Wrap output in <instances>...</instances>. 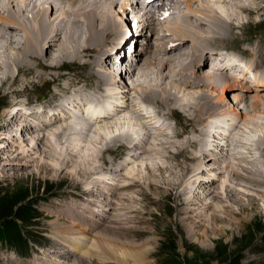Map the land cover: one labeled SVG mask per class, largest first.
Returning a JSON list of instances; mask_svg holds the SVG:
<instances>
[{
  "label": "rangeland",
  "instance_id": "rangeland-1",
  "mask_svg": "<svg viewBox=\"0 0 264 264\" xmlns=\"http://www.w3.org/2000/svg\"><path fill=\"white\" fill-rule=\"evenodd\" d=\"M247 1L248 0H243V2H245L247 6H249L251 2V4L254 5L255 7H253L252 5L250 7L252 9L256 8L254 10H257L255 12L246 11L247 16L251 18L250 19L251 22L247 23L246 21L245 24H242V23L238 24V20L237 21L235 20L237 25L231 23V27L229 26L228 28H226L227 27L226 24H222L224 23L223 21L221 20H219L220 22L217 21V24H218L217 27L219 28L223 27L222 30L226 31L227 29L228 31L224 32L221 36L214 35L210 40L202 42L200 47L198 48L199 52H203L202 48L205 47L207 44L211 43L213 40H218L221 42L225 41L223 43H220L221 46L219 48L235 49L236 51H238L236 55H238L239 57H243V58L246 56H249L250 58H252L257 52L258 54L257 62L260 65V67L264 66V60H262L261 58V56L264 57V0H256L257 3L254 2L255 0H249L248 3H246ZM216 3L218 2H216L215 0L213 3H210V4H216ZM223 4H226V3H223ZM182 6L185 7L186 5L183 4ZM194 6L195 8H197L199 7V4H194ZM226 6L228 7V4H226ZM115 11H117V8H115ZM228 11H230V13L234 12L235 14L242 13V12H235L232 7L228 8ZM207 13L208 11L206 10L205 14ZM246 13H244V15ZM168 16H165L164 18H167ZM258 17H260L261 19H259ZM164 18H157L156 21H162L164 20ZM119 19L125 21V18L123 17V15H114L111 23L114 22L113 25L115 23L118 24ZM236 19L238 18L236 17ZM28 22H31L29 23V25L33 23L32 28L38 33L37 27L35 28L36 23L32 20ZM94 24L98 26L99 21L96 20ZM74 26H77V25L74 24ZM88 26L89 25H86V28L90 29V27ZM129 26H131L132 28L131 30L129 29L130 28ZM77 27H80V26H77ZM81 28H83V31H86V28H84V24L82 25ZM124 28L126 30H130L132 33H135V35L138 34L137 39L139 41H137V43H135L134 41L133 42L131 41L129 46H132V48L130 49V47H126L122 51V54L120 55L122 59L119 61V65L121 64V66H119V69H118V71L120 70L118 78H120L123 81H126L127 84L129 83L128 85L131 84L133 86V84H137L136 88H134L135 92H133L134 95H137L135 97L140 96L142 93L146 94L148 90H149L148 91L149 94L155 93L154 96H156L157 98L158 97L166 98V97H162V94L159 93V91L164 92L167 90H171L174 92L175 91L181 92L178 95H175V96L173 95L174 100L170 102V104H172L173 107H177V108L179 104L184 103L185 98L196 103V106H197L199 97L195 98L196 101L195 99L194 100L191 99L190 94H193L192 91H197V92L202 91L209 97H213L215 103L216 102L218 103V104L216 103V106H220V109L225 112L227 111L226 113L228 115L225 113L224 121L225 122H228V121L237 122V123L234 122L235 125H233L234 123H231L232 132H235L236 136L238 134H241L240 136L238 135L239 139H235V141L237 140V143L239 141L238 143L239 145L244 144V142L246 145H248L246 147H245V144L240 145V146H237L233 150V152L236 155H238L236 157L237 158L240 157L239 159L237 158L232 159L228 156H225V153L221 150L219 151V149L217 150L215 149L214 153H216L217 155H221V156L223 155V159L226 160L227 162L235 161L236 163L238 162V164L239 163L244 164V165L246 164V166L250 165L252 166L251 168L253 169H256L258 167H259L258 169L260 168L264 169V166H262L264 162L262 160L260 161L259 159L258 161L257 160L254 161L253 159H251L250 156L247 158H243V159L241 157L242 153L247 154L250 148L251 150L253 149L252 152L256 151L255 153H259L258 148H261L264 145L263 143L264 141V122H263L264 121L263 119L264 102L262 101L263 104H260V106L258 104H255L256 107H254L255 105L250 102L252 105H254L252 106L250 103H248V100L240 101L238 99L235 101L238 94H240V90L228 89L227 90L228 93L225 95L223 93L226 88H223L222 85L219 87L220 89H217L215 91L213 90L214 92L211 90L212 93L208 92L207 89H205L206 90L205 92L204 88H197V89L186 88L188 90H184L185 86L181 85V83L178 82V79L176 78V76H174L173 71L170 72V70H166V72H163L164 76L167 74V72L169 73L168 76L166 77L168 81L166 78H164V80L158 79L156 75L150 76V78L143 77V76L139 77L138 74L140 72V69H136L135 72H134V69H131L133 73L131 74L129 78L128 76L127 77L122 76L121 68L123 69V68L130 67L129 64L131 63L130 61L131 58L133 57L136 58L137 64L142 63V60H144L146 55H148V53L144 52L143 50V48L145 47V44L143 43L145 41L144 38L149 37V40L151 39L150 41L152 42L153 41L152 38L154 35L152 33H149L150 35L149 34L146 35L145 33L141 34L138 30H133V26L131 22H129L128 20L125 21ZM69 31L71 32V30ZM72 31H74V29H72ZM113 31L114 29H112V31L110 32L109 37L110 36L112 37ZM65 32L63 33V35L65 34ZM26 34H27L26 32L25 34L24 33L19 34V35L14 34L13 40H16L19 38L21 40H23L22 38L26 39V36H27ZM38 34L40 35L41 32ZM231 34H234L233 36H235L236 39H230L229 41H227L231 37ZM15 35L19 37L18 38L14 37ZM88 35H89V32L87 31L86 33H82L83 40H84V42L82 43L83 46L81 45L82 48L87 47V46L90 47V45L93 46L96 42L100 41V38H98V39L93 40V42L89 43ZM61 37L62 35L60 36V38ZM46 41H48V39L45 40L44 45H46ZM18 43H20V40L16 44ZM16 44L14 43L15 47L18 46ZM4 46L5 45L0 46L1 48L0 54L2 52L5 53ZM248 46L251 49L248 48ZM213 48L215 47H212L210 49H213ZM83 51L84 50H81V48H78V52L76 49V51L73 53L74 55L73 58L72 57H67V58L62 57V59L59 58V55H57L59 51L58 52L53 51L52 53L53 54L55 53V56H53V59L54 57L55 59L56 58L61 59L59 62H63L65 60L66 61L74 60V61H71V62L65 61L67 65V69L65 70H61L63 68L62 67L60 70L59 69L56 71L52 70L53 72L47 71L50 74L44 77L45 79L43 81L40 80L38 75L36 76L35 74H33L36 72H32V71L29 72L30 67H28L26 68V73L29 75H27L24 78H20L17 81V83H14L13 81L10 82V84L4 87L3 91L0 93V233L3 235H6V231H7L10 235H12L14 239H17L15 236H19V235L22 236L24 239H25L24 236H28V241L31 242L30 248L35 247V249L33 250L30 256L28 255L21 256L19 253L15 252V250L8 247V243L5 242L7 240H2L0 237V264H34V263L35 264H53L55 262L65 263V264H78V263L79 264H89V262L90 263L92 262L94 264H102L101 262H96L97 260L93 262L92 260L91 261L90 259L86 260L83 257L80 259L82 254L80 252H73L74 249L71 247H69V249L71 248L72 251L68 250L69 254L62 253L63 251L61 249L67 248L65 247L66 246L65 242H68V241H64V239L60 238L61 235H65L67 239L69 240L71 239V241L75 240L76 239L75 237H71V231H73V229H69L68 223L70 224L75 221H76L75 223H77L79 221L77 223V227H81L85 225V223L88 226L92 224L94 225L95 219H97L98 222H100L101 217L97 216L98 212L101 213V215H106L107 218L105 219L101 218V221H104L103 225H101L102 227L96 226L90 229L91 236H94L101 232H105V233L108 232L107 234L108 237L109 238L111 237L110 240L112 241L114 240V243H117L116 241H119L120 244L126 243L124 245H128L130 248H136L138 250L140 249L143 250V252H140V255L138 257L136 255V258L132 257L128 252L121 253L120 250L119 251L114 250L115 258L117 261L115 263L117 264H264V187L262 185L254 186L251 182L247 181L244 178L236 180L234 179L235 177H233V175L229 172H223L221 176L214 175L211 178L207 177L209 179L203 178V182H199L198 184L196 183V186H195L196 178L195 179L193 178V175L195 174V172L192 171L191 167L197 165L198 161H194V162L188 161L186 163V159H193V156H192V153L186 154L185 147H182L183 144H180L179 148H174L177 151L170 148L173 150L172 153H167L169 151V148L164 149L163 146L159 144L158 146H156L157 152L156 150H154V152H151V153L149 152L143 153L141 157L134 156L133 153L135 152L133 150L131 154L133 158L129 155L125 160H123L124 163L122 161L118 162V160H121V159L120 158L115 159L114 155L118 154L117 151H121V149L114 150V153L117 152L115 154L109 153L112 150H110L109 152H105L106 147L109 145L108 140L112 139L115 135L118 136L120 134L127 133V131H131L133 129H134L133 132L136 134L138 133L137 136L141 138L142 134H144L146 131L143 127H141V120L139 118H136L135 113H133L132 111L131 113L130 110L127 111L128 110L127 109L126 111L123 112L124 114L120 113L118 114L119 117L116 116V118L118 117L119 119L118 118L108 119V120L106 119L105 121L103 120L104 122L100 121L98 123L93 124L94 128L97 126L98 129L101 131L99 132V134L95 133L94 131H90L89 135L91 136L93 135L94 137L92 142H89V143L82 142L81 144L85 146L87 150L88 148H92V146L98 147L97 148L98 153H96V159L98 158L99 159L98 161L96 160V166L95 168L93 167L94 168L93 172L91 173V170H90L88 174L84 175V177L83 176H70V173L65 174V173L57 172V170L61 169V167L64 165L63 163H65L66 160L68 159L70 160V157L68 155L69 153L67 152V150L71 148L69 144L73 142H70V141L63 142V140L61 139L60 141H62L61 142L62 144L60 145L58 144L59 155H52L50 154V150L46 149V154L47 153L49 154L48 156H46L42 152V150L38 149V147L35 146V142L38 139L37 136L39 135L38 132H40L39 129H33L34 131H29V132L25 130L24 124L28 125V123L23 122V120L24 119L26 120V118L18 110L15 111V113H18L17 116H14L15 119L18 116H22V117L18 119V122H19L18 129H15V130L12 129V124L10 123L11 121H13L11 120L13 119V117L11 118L10 114L14 108L15 103H17L19 98L23 99V97H27V94L24 93L23 91L28 90V92L31 95L30 100L27 99L23 103L20 104L21 106L23 104V108L24 107L27 108L30 104L37 105L38 104L37 100H39L42 103L45 102L44 104H49L51 101L53 103L54 101L57 100L54 96L55 95L54 92H58L61 94L63 92L60 90L61 87L58 88L57 85L52 82V80L56 79L60 72L68 73L72 75L79 73L82 67L79 65L76 66V64L78 62H85L84 60L85 56L83 54L84 53ZM133 51L137 53L135 56L130 55L131 53H134ZM262 51L263 53L260 54ZM4 53H2L1 55H3ZM74 57L76 58L74 59ZM124 59L127 60L125 62L126 64L125 66L122 65L123 62L125 61ZM53 61L51 62L55 63ZM161 61H164L163 58H161ZM73 62L76 64H74ZM28 64L30 66V62H28ZM41 67L42 66H40L38 70L36 69L37 72L42 71ZM172 69L175 70L177 68H172ZM262 70H264V68ZM136 79H139L138 82H135L137 81ZM171 80L173 81L175 80L174 83L176 84H174ZM151 83L153 86L149 87ZM179 83L183 89H181L180 87H176L178 86ZM143 85L147 86L149 89H147V87L145 86L142 87ZM32 90H33V93L35 92L34 94L31 93ZM112 90H113L112 93L114 96V98L112 99L113 101L122 100V101H119L120 103H124L125 101H127L126 99L127 97L124 96V94H122L121 92H119L120 89L114 88ZM189 90H192V91H189ZM135 93H139V94H135ZM156 93L158 94V96L156 95ZM185 94L187 97L185 96ZM250 95H252V93ZM191 97L193 98V96ZM31 98H33L34 100ZM252 98L253 96L250 97L249 99L252 100ZM236 102L238 103L239 109L241 110L239 111L240 114L234 113L237 111L232 109L233 106L236 107V104H235ZM126 103H128V101L125 102V104ZM33 106L29 108H32ZM177 113L183 119V121L186 122L185 124H189V120H191V118L193 117V114H190V115L188 113L184 114L180 111H177ZM216 113H219V112H216ZM132 115H133V118L130 119ZM36 117L37 115H32L30 119L32 122L36 121V123L34 122V126L32 125L33 127L37 125ZM208 117H205V119L203 118L204 122H206L207 120L206 118ZM246 118L248 119V121ZM137 119L140 121H138ZM238 122L240 126L238 125ZM107 123L111 126H109ZM100 126H102V129L104 131L101 129ZM140 129L142 130L144 129L143 132ZM44 132L45 134H47L46 132H48V130ZM238 136L236 138H238ZM242 138L243 140H246V141L240 140ZM45 142H46V138L45 139L43 138L42 149L45 148L44 146ZM246 142L248 143L250 142L249 143L250 145L252 143H256V144H252L250 146ZM76 143L80 144L79 142H76ZM259 143H261L262 145L260 146ZM255 145H257V147ZM254 147H255V150H254ZM195 148L196 147H189L190 150L188 151L189 152L191 151L194 153L196 152L201 153L202 152L201 150H203L204 147L202 148L201 146H198L196 149ZM71 149H75V148L72 147ZM78 149L79 150H76V151L77 152L79 151L78 153H80L84 148L82 147ZM244 149L246 150V152H244L245 151ZM103 154L105 155L107 154L106 156L104 155L105 159L111 158L112 160L113 158L115 162L110 163L111 160L108 159L107 162L102 163L103 161H102L101 155L103 156ZM166 154L167 155L174 154L176 155V157L172 158L171 156L172 158V161H171V159H168V156ZM249 158L252 161H250ZM241 160L243 163H241ZM224 162L222 161L220 162L219 160H213V159L205 160L206 167L203 165L204 168H201V170L204 169V172L206 171L204 176L207 174V172H213L214 170L219 169V168H214L212 164L220 163L219 165H223ZM246 162L248 163L251 162V163L247 164ZM253 162H255L254 165H252ZM257 162H259V164ZM112 164H115V165H112ZM126 164L128 165V167H126L127 169L124 168L125 166H127ZM148 164L151 167L152 165H154L157 168L160 166H163V164H167L166 166H168V168H170V166L172 165L173 166L172 170L180 173V176L184 174L185 175L181 177V180L178 183V188L170 195L167 193L168 191H170L168 190V185L166 187L163 186L159 188V185H160L159 183L162 182L164 184L163 181H166L165 178H159L157 176L154 179L155 185L154 184L152 185L155 188L149 185L150 180L146 178L152 177L151 179H153L154 175H152V172L148 170V168L146 167ZM101 165H103L106 168L105 172L100 173ZM72 166L69 169V172L71 171L73 173H77L75 172L76 164ZM200 167L201 166L199 165V169ZM191 171L193 174L190 173ZM95 172H96V175H94V177L92 178H94V180H97L98 182L100 181V183L103 182L104 185H102V188L103 189L106 188L105 190L99 191L97 193L99 195V198L98 196H95V194L93 196V195L87 194L88 192L85 193V190H84L85 188H87L86 186L89 185L90 180L92 179V178L90 179V177ZM98 172L99 174H97ZM116 172L119 174L117 175ZM84 173L85 172H83V174ZM113 173H115L116 175ZM124 173L128 175V177L124 175ZM104 176H106V178ZM124 176H126L127 178ZM199 176L201 177L203 175L199 174ZM101 178H103L104 180ZM170 179L171 178H169V180ZM212 179H215V180H213L212 182H207L208 180H212ZM204 181H206V183H204ZM237 181H239L240 183ZM118 182H120V184L122 183L123 185H133L135 182L137 185L132 186L133 188L132 187H122L123 185H120ZM197 182H198V179H197ZM223 182L224 183L226 182V183L224 184ZM110 184H112L113 187ZM204 185L206 186L212 185L213 190L211 192L204 191L205 190V189L203 190ZM223 185H225V187ZM226 187L228 188V190L232 192L235 191L234 192L235 194L228 195L226 193H223L225 192ZM241 187L243 189L249 190L247 191V193L249 192L250 194H244L245 191L243 192V189H241ZM190 189H193V193L196 196L202 195V197H200L199 200L202 201L203 203L202 202L194 203L196 204L195 206L196 210L195 212H192L194 216L187 215L188 210L189 212H191L190 209L192 205L194 206V204L187 206V205H184L185 203H182L184 202L183 199L185 198L189 199L191 197L190 199L192 198L195 199L196 197L195 195L193 196V194H190V195L188 194V192L190 193V191H188ZM219 191L221 194L220 195L216 194V192H219ZM124 192H127V193H124ZM179 194L182 196L180 197ZM105 195L108 197H106ZM217 195H219L220 197L218 198ZM216 196L217 198H215ZM93 202H95L96 204L95 203L93 204ZM118 203H121V206H119ZM66 206L70 208L66 209L67 208ZM121 210L123 211L128 210L129 213L127 214L124 213L123 215V212H118ZM215 211L216 212L218 211L217 213L222 215V217L221 218L217 217V213ZM8 212L11 214L7 218L6 217L2 218V215ZM74 212L76 213L74 214ZM82 213L84 214V216ZM86 213L87 215H85ZM15 214H18L21 217L15 219L14 218ZM78 214L81 216H79ZM91 216H92V219H90ZM133 217L136 218V220H132ZM110 218L112 221L109 220ZM123 218H126V221H125L126 224H124L123 227H125V229L128 232L122 233V234H113L112 232H110L111 230H101L103 228H108L110 225H113V227H118L121 223L116 222V220L123 219ZM114 219H115V222H114ZM199 219H201L202 221ZM82 220H84L85 222L84 221L82 222ZM2 222L3 224H1ZM80 222L82 223L79 224ZM72 227H75V226L72 225ZM117 229L113 228V230H117ZM53 230H55L56 232L54 233ZM52 234H55L54 236L57 235V239L52 238L54 237L52 236ZM112 234L114 235V238ZM52 239H55L54 242L56 243L57 246L55 244H51L50 246V242L52 241ZM89 242L90 244L92 243L94 244V242L92 241V238L89 239ZM50 247H51V250H49L50 251L49 252L47 248H50ZM54 247H57L56 249H54L56 250L55 252L54 250H52V248ZM59 253L62 255H60Z\"/></svg>",
  "mask_w": 264,
  "mask_h": 264
},
{
  "label": "bare ground",
  "instance_id": "bare-ground-1",
  "mask_svg": "<svg viewBox=\"0 0 264 264\" xmlns=\"http://www.w3.org/2000/svg\"><path fill=\"white\" fill-rule=\"evenodd\" d=\"M214 1L215 0H212V2H214ZM223 1L226 2V4H228V7L226 6V4H223V3L222 4L221 3L209 4L206 2V0H161L157 4V10L152 11L151 9H149V10H146L145 13H143L142 15H139V17H140V19L138 21L139 28L137 30L141 34H144V33L146 35L149 33L154 34L153 35L154 39L152 38L153 41L151 42L150 41L151 39L149 40V37H145V36H144L145 38L143 37L145 39V41L143 42L145 44V47L143 48V50H144V52H147L148 55H146L144 60H142V63H139V64L136 63L137 62L136 58H134V57L131 58L130 59L131 63L129 64L130 67L123 68V69L121 68L122 76H125V77L128 76V78H129L131 76V74L133 73L131 69H134V72L136 69H140V72L138 74L139 77L143 76V77H149L150 78V76L156 75L158 79L164 80V78H166L169 73L167 72V74L164 76L163 72H166V70H170V72L173 71V74L178 79V82H180L181 85L185 86L184 90H188L186 88H192V89L193 88H195V89L204 88V90L207 89L208 92L212 93L211 90L215 91L217 89H220L219 87L222 85L223 88H226L224 90V93H223L225 95L228 93V91H227L228 89L240 90V94H238L235 101L238 99L240 101H242V100L247 101L250 98V94L254 91H257V93H258L256 95V97L258 99L264 101V76H262L261 74H255L254 82H251L250 80L246 79V74H244V75H238L237 74L238 76H236V78H234V77L230 76L229 74L227 76L224 73V71H226V70L222 69L220 67H217V66L214 69H212L211 71H207L210 67L209 63L212 60V56L215 55V53L210 51L209 49L212 47L219 48L221 46L220 43H223L225 41L221 42L218 40H213L211 43L207 44L205 47L202 48L203 52H199V50H198V48L200 47L202 42L210 40L214 35L221 36L224 32L228 31L227 29H226V31L222 30L223 27H221V28L217 27V25H218L217 21H219V20L223 21L224 23H222V24H226V26H227L226 28H228L229 26L231 27V23L236 24L237 20H238V24H241V23L245 24L246 21H247V23L251 22L250 21L251 18H249L247 16L246 11H248V12L249 11H251V12L257 11V10H254L256 8L252 9L250 7L252 5L251 2L249 4V6H247L245 4V2H243V0H223ZM248 1L246 3H248ZM254 2H256V0ZM183 3L186 5L185 7H182ZM194 4H199V7L195 8ZM252 6L255 7L254 5H252ZM166 7L168 8V10H170V15L167 18H164V16H162V14H160V12H162ZM231 7L234 9L235 12H242V13H236V14L234 12H232L233 14L230 13V11H232V10L228 11V8H231ZM115 8H117V11H115ZM138 8H140L139 0H0V46L5 45L4 46L5 47V49H4L5 53L2 52L4 54L3 55H1L2 53L0 54V93L3 91L4 87H6L7 85L10 84V82L13 81L14 83H17V81L20 78H24L27 75H29L26 73V68H28V67H30L29 72L30 71L36 72L33 74H35L36 76L38 75L40 80L43 81L45 79L44 77H46V76H48V74H50L47 71H52V70L56 71L58 69L60 70L62 67H64L66 65V62L74 61V60H70V61L65 60L66 61L65 62L62 60L63 62H59L62 59V57L63 58H67V57L73 58V56H74L73 53L76 51V49L78 52V48H81V50H84L83 54L85 56V59H84L85 62H78L77 64L74 62L73 63L76 64V66L77 65L81 66L83 69H85V71L80 76H77L80 74V72L77 74H74V75L60 72L58 74L57 78L53 79L52 82L55 83L58 88L61 87L63 90H67L68 92H69L70 88L74 87L75 92L80 97H82V99H84V101H99L100 100V94H101V92H104L106 90V86H111L109 89H112L114 86H116L114 88L120 89L119 92H121L122 94H124V96L127 97L126 99H127L128 103H126V104L121 103L120 105H117V113L110 114L108 119H114V118H116V116H118V114L123 113L127 109H128L127 111H129L132 107H133V111L135 113H137V115L140 118L146 119L147 116L145 113H143L140 110V106L137 104H134V102H133V97L137 96V95H134V93H133V92H135L134 88H136L137 84H133V86L131 84L128 85L129 83L127 84L126 81H123L120 78H118L119 73H120V70L118 71V69H119V66H121V64L119 65V60H117V61L114 60V58H113L114 55L109 53L107 50V45L111 42V39H110L111 36L109 37V34L112 31V29L117 30L118 32L121 31L122 32L121 36L125 35L126 34V32L124 31L125 21L131 20L129 17V12L131 10L138 9ZM206 10L208 11L207 14H205ZM244 13H246V14L244 15ZM155 14H157L161 18H164V20L155 21L156 20ZM114 15H123V17L125 18V21L119 19V23L118 24L115 23L113 25L114 22L111 23V21H112ZM236 17L238 19H236ZM258 18L261 19L260 17H258ZM30 20H32L36 23L35 28L37 27L38 33L41 32L40 35L32 28L33 23L29 25V23H31V22H28V21H30ZM96 20L99 21L98 26H96V24H94ZM74 24L77 26H80V27L74 26ZM83 24H84V28H86V25H89L88 27H90V29L86 28V31L89 32V35H88L89 36L88 37L89 43L93 42V40H95V39L100 38V41L96 42L93 46L90 45V47L87 46V47L82 48V46H83L82 43L84 42L82 33H86V31H83V28H81ZM129 27H130L129 29L131 30V26H129ZM72 29H74V31H72ZM66 30H68V31H66ZM69 30H71V32ZM24 31L27 33L26 39L21 37L24 41L21 40L20 38L13 40L14 34H16V35H19L22 33L25 34ZM64 32H65V34L63 35ZM129 33H130V35L126 38V40L124 41V43L120 47V49L117 50L115 57L121 55L122 51L131 43V41H134L135 43H137V41H139L137 39L138 34L135 35V33H132L131 31H129ZM16 35L14 37H17ZM61 35H62V37L60 38ZM233 35L234 34H231V37L227 41H229L230 39H236V37ZM46 39H48V41H46V45H44V42ZM19 40H20V43L16 44ZM14 43L18 46L15 47ZM243 44H244V42H243ZM240 48H242V47H240ZM248 48H250V47L248 46ZM2 51H3V49H2ZM53 51H55V52L59 51L58 52L59 54L57 53V55H59V58H61V59H57V58L55 59V57L53 59V56H55V53L54 54L52 53ZM262 53H263V51L260 54H262ZM136 54L137 53L134 52V53H131L130 55L135 56ZM250 54H252V53H250ZM75 58L76 57H74V59ZM161 58H163L164 61H161ZM261 58H262V60H264L263 56H261ZM235 59H236V57L231 58V60H233V61H235ZM51 61H53L55 63H52ZM126 61L127 60H125L122 65L125 66ZM257 61H258V54L256 52L254 57L249 59L247 62L249 65L248 70L250 68L256 67L257 63H258ZM28 62H30V66H29ZM40 66H42L41 67L42 71L37 72V70H38V68H40ZM172 68H177V69L174 70ZM262 71H264V70H262ZM226 73H227V71H226ZM170 74H172V73H170ZM136 80L137 81H135V82H138L139 79H136ZM152 80H154V79H152ZM167 81H168V79H167ZM171 81L174 83L175 80L174 81L171 80ZM219 82H222L221 85L219 84ZM180 83L176 87H180L181 89H183L180 86ZM174 84H176V83H174ZM145 85H143L142 87H144ZM152 86L153 85L151 83V85H149V87H152ZM145 87H147V86H145ZM155 87H153V88H155ZM166 88H167V86H166ZM9 89H10V87H9ZM147 89H149V88L147 87ZM35 90H37V89H35ZM145 91H147V90H145ZM148 91L146 94H143V93L141 94L139 92L141 94L139 97H140L142 103H145V104H148L150 106L155 107V110L157 111V113L159 115L165 117L167 120H170L172 118V116L177 113V111H180L184 114L188 113L189 115L193 114V117L191 116L192 118H191V120H189V124H190L189 128L186 129L185 131H181L178 129V125H172L171 123H168L164 127L156 128V134H153V133H151L152 127H150L148 124H146V121H145L144 127L148 130V133L145 132L144 134H142L144 129L143 130L140 129L142 131L141 132L142 136L140 138L137 136L138 133L136 134L133 132V130H134L133 129L131 131H127V133H123V134H120L118 136L115 135L114 137L112 136L113 138L111 137L112 139L108 140L109 145L106 147L105 152H109L110 150L115 149V147H119V148H123V149L134 150L135 153H133V155L136 157H139V156L141 157V155L143 153L154 152V150H156V146H158L159 144L162 145L164 149L169 148V151L167 153H172L173 150L177 151L174 148H179V145L183 144L182 147H185L186 154L192 153V156H193V159H186V163L188 161H193V162L198 161L197 165H195V166L192 165L193 167H191L192 171L195 172V174L193 175V178L194 179L196 178L195 179V186H196V183L198 184L199 182H203V178H207V177L211 178L214 175L215 176H221V174L223 172H229L233 175V177H235L234 179H236V180L244 178L247 181L251 182L254 186L255 185H262L264 187V169L263 168L258 169L259 168L258 167L256 169H253V168H251L252 166H250V165L246 166V164L245 165L240 164V163L238 164V162L236 163L235 161H231V162L228 161L227 162L226 160L223 159V155L222 156L217 155L216 153H214L215 152L214 149L207 147V142L205 139L207 131L204 127V123H205L204 119H205V117L213 116V115H211L213 113L222 111L220 109V106H216L217 102L215 103L213 97H209L208 95H206L202 91L197 92V91L189 90V91H192V93H193V94H190L191 99L194 100L196 97H199L198 102H197L198 103L197 106H196V103L185 98L186 102L184 101V103L179 104L178 108H177V107H173V105L170 104V102L174 100L173 95L174 96L178 95L181 92H177V91L174 92L171 90H167L164 92L159 91V93L162 94V97H166L167 98L166 99V98H159V97L157 98L156 96H154L155 93L149 94ZM23 92L27 94V97H23V99L19 98L17 103H15L14 108L10 114L11 118L13 117V119H11L13 121H11V123H10V124H12V129H14V130L18 129V124H19L18 119L20 117H22V116H18L15 119L14 116H17V114H18V113H15V111L18 110L26 118V120L24 119L23 122L28 123V125L24 124L25 130H27L29 132V131H34L33 129H39L40 132H38L39 135L37 136L38 139L35 142V146L38 147V149L42 150V152L46 156L49 155L48 153L46 154V149H49L50 154H52V155H59L58 144L59 145L62 144L61 143L62 141H60L61 139L63 140V142H68V141L73 142V143H70L69 145L71 148L74 147L75 149L69 148L67 150V152L69 153L68 155L70 157V160L68 159V160H66V162L64 161L65 162V163H63L64 165L61 167V169L57 170V172L65 173V174L70 173V176H83V177H84V175L88 174L90 170L92 173L93 169L96 166V160L98 161V159H99V158L96 159V153H98V151H97L98 147L92 146V148H88V150H87V148H85V146H83L81 143L82 142H84V143L92 142L94 137H93V135L92 136L89 135L90 131H94L95 133L99 134V132L101 130H99L97 126L94 128L93 122H91L90 118H88V117L82 118V117L77 116V115H70V114L66 113V111L64 110V107L62 105L60 107L62 109V111H61L63 113L62 115L57 113V114H54L51 116V115L47 114L45 109H43L41 112H38V111L33 110V109L25 110L26 107L23 108V104H22V106L20 104L23 103L27 99L30 100L31 95L28 92V90L27 91L24 90ZM38 92H40V91H38ZM205 92H206V90H205ZM31 93H33V90ZM139 93H135V94H139ZM260 93H263V94L259 95ZM119 95H120V93H119ZM156 95L158 96L157 93H156ZM185 96H186V94H185ZM191 96H193V98ZM31 99H33V98H31ZM252 100H253V98H252ZM127 101H125V102H127ZM195 101H196V99H195ZM235 104H236V107L233 106L232 109L237 111L234 113H239V111H241L239 109V105L237 102ZM37 105H42L43 107H46L41 102H38ZM219 105H220V103H219ZM50 106L55 107L56 105L51 104ZM134 106L136 108H134ZM252 106H254V105H252ZM259 106H260V104H259ZM254 107H256V105ZM257 108H259V107H257ZM87 110L92 112V113L96 112L95 109H91L89 106H87ZM261 110H262V108H261ZM126 114H128V113H126ZM32 115H37V117H36L37 125L35 127H33V126H34V122L36 123V121L32 122L30 120ZM122 117H123V115H122ZM135 117L138 118L136 115H135ZM127 118H128V116H127ZM131 118H133V115H132V117H130V119ZM263 119H264V117H263ZM125 120H126V118H125ZM138 121H140V120H138ZM231 121H233V120H231ZM247 121H248V119H247ZM234 122L235 121L230 122V123H234ZM235 123H237V122H235ZM235 123L233 125H235ZM238 125H239V122H238ZM109 126H111V125H109ZM255 126H257V125H255ZM100 127L102 129V126H100ZM137 127H139V126H137ZM238 128H240V127H238ZM47 130H48V132H46L47 134H45L44 131H47ZM238 135L240 136L241 134H238ZM104 136H105V134H104ZM227 136H229V133H227L223 130V134H218V139L224 141L227 138ZM239 136L236 139H239ZM108 137H110V136H108ZM43 138L44 139L46 138V142L44 143V146H45L44 149H42ZM240 140L246 141V140H243V138ZM76 142H79L80 144H77ZM235 142L237 143V140ZM238 143H239V141H238ZM246 143L249 144L250 142L249 143L246 142ZM263 143H264V141H263ZM244 144H245V142H244ZM244 144H240V145H244ZM252 144H256V143H252ZM259 144H260V146L262 145L261 143H259ZM71 145H73V146H71ZM219 145H220L221 151H228V147L230 144L226 143L224 145L223 144L222 145L219 144ZM35 146H34V148H35ZM198 146H201L202 148L204 147L205 148V149L203 148L204 151L201 150L202 151L201 153H197V152L194 153V152L188 151V150H190L189 147H196L197 148ZM246 146H248V145L245 144V147ZM255 146L257 147V145H255ZM82 147L84 148L83 149L84 151L82 150L80 153H78L79 151L77 152L76 150H79L78 148H82ZM170 148H172L173 150ZM243 148H244V146H243ZM246 149H248V148H246ZM260 149L262 150L263 155H264V145ZM254 150H255V147H254ZM156 152H157V150H156ZM244 152H246V150ZM242 154H244V153H242ZM104 155L105 154H103V156L101 155V158L103 161L102 163L107 162L108 159L111 160V158L105 159ZM167 156H168V159H171V161H172V158L176 157V155H174V154H170ZM171 156H172V158H171ZM225 156H227V155L225 154ZM236 156H238V155H236ZM239 158H237V159H239ZM211 159L219 160L220 162L221 161L222 162L225 161V162L223 163V165H219L220 163L219 164H217V163L212 164V166L214 168H219V169L214 170L215 172L214 171L213 172H207V174L204 176L206 171L204 172V169L201 170V168H204L203 165L205 166V160H211ZM242 159H243V157H242ZM244 160H246V159H244ZM249 160H250V158H249ZM119 161L120 160H118V162ZM250 161H252V160H250ZM254 161H256V160H254ZM111 162H113V159L111 160ZM144 162H145V160H144ZM184 162H185V160H184ZM241 163H243L242 160H241ZM246 163L249 164L251 162H249V163L246 162ZM254 163L255 162H253L252 165H254ZM257 163L259 164V162H257ZM74 164H76L75 172H77V173H73L71 171L69 172V169ZM263 164H262V166H264ZM112 165H115V164H112ZM166 165L167 164H163V166H160L157 168L154 165H152V167H151L148 164L146 167L148 168V170H150L152 172V175H154V177H153V179H151L152 177H147L146 179H149L150 180L149 185L151 187H154L152 185L155 183L154 179L157 176L159 178H165L166 181H163L164 184L162 182L159 183L160 184L159 188L163 187V186L166 187L168 185V190H170V191H168L167 193L171 195V193H173L178 188V183L181 180V177L184 176L185 174L180 176V173L172 170L173 169L172 165L170 166V168H168V166H166ZM199 165L201 166L200 169H199ZM189 166H191V165H189ZM237 166H239V167H237ZM117 167H119V166H117ZM120 167H122V166H120ZM126 167H128V165L125 166L124 168H126ZM229 167L231 170L229 169ZM240 167H242V168H240ZM193 168H194V170H193ZM105 169L106 168L103 165H101L100 173L105 172ZM97 170H99V169H97ZM192 171L190 172L191 174H193ZM83 172H85V173L83 174ZM199 172H201V173H199ZM97 174H99V172ZM113 174H115V173H113ZM118 174L119 173H117V175ZM199 174H202L203 176L200 177ZM211 174H212V176H211ZM94 175H96V172L93 173V175L90 177V179L92 177H94ZM107 175H109V174H107ZM124 175H126V174L124 173ZM126 176L128 177V175H126ZM126 176H124V177H126ZM104 177L106 178V176H104ZM169 178H171V179L169 180ZM209 178H207V179H209ZM95 179H97V178H95ZM101 179H103V178H101ZM101 179H99V180H101ZM197 179H198V182H197ZM204 180H206V179H204ZM213 180H215V179L208 180L207 182H212ZM237 182H239V181H237ZM118 183L120 184V182H118ZM204 183H206V181H204ZM239 183H238V185H239ZM112 184H110V185H112ZM102 185H104L103 182L100 183V181L98 182L97 180H94V178H92L90 180L89 185L86 186L87 188L84 189L85 193L88 192L87 194L93 195V196L95 194V196H98V198H99V195L97 193L99 191H103L106 189V188L103 189ZM113 185H112V187H113ZM120 185H123V184L121 183ZM136 185L137 184L134 182V184L132 186H136ZM139 185H140V183H139ZM108 186H109V184H108ZM129 186L130 185H128L127 187H129ZM223 186L225 187V185H223ZM226 186H227V184H226ZM224 187H223V189H224ZM108 189H107V191H108ZM241 189H243V188L241 187ZM116 190H118V189H116ZM116 190H114V191H116ZM200 190H202V189H200ZM203 190L206 192L207 191L211 192L213 190V187H212V185H210V186L204 185ZM188 191H190V193L188 192L189 195L190 194H193V196L195 195L193 193V189H190ZM236 191H238V190H236ZM244 191H245L244 194H250L249 192L247 193V191H249V190L243 189V192ZM234 192L228 190V188L226 187L225 192H223V193H226L229 195V194H235ZM124 193H127V192H124ZM216 194L220 195L221 193L219 191V192H216ZM219 195H217L218 198L220 197ZM179 196L181 197L182 195L179 194ZM217 196L215 198H217ZM106 197H108V196H106ZM200 197H202V195L196 196L195 199L194 198L190 199L191 197L189 199L185 198V199H183L184 202H182V203H185L184 205H187V206H190L194 203H200V202H202L199 200ZM94 203L95 202H93V204ZM79 205H80V203H79ZM118 205L121 206V203H118ZM55 206H57V205H55ZM195 206H196V204H194V206L192 205V207L190 209L191 212H189V210H188L187 215H189V216L193 215L192 212H195V210H196ZM76 207H77V205H76ZM68 208H70V207H67L66 209H68ZM73 208H74V206H73ZM73 208H71V209H73ZM76 210H78V209H76ZM118 212H123V215H124V213L125 214L129 213L128 210H125V211L121 210ZM75 213L76 212H74V214ZM104 214H106V213H104ZM85 215H87V213ZM88 215H90V214H88ZM79 216H81V215H79ZM83 216H84V214H83ZM97 216H100L101 218H104V219L107 218L106 215H101V213H99V212L97 213ZM116 217H117V215H116ZM217 217L221 218L222 215L217 213ZM101 218H100V222H98V220L95 219L94 225L92 224L93 222L91 221L92 225H89V226L85 223V225L82 224L83 226L77 227V223L79 221L77 223H75L76 221L72 222L70 224L68 223L69 229H73V231H71V237H75L76 239L71 241V239L70 240L67 239V237H65V235H61L60 238L64 239V241H68V242H65V245H66L65 247H67V248L61 249L63 251L62 253L69 254L68 250L72 251L71 248H73L74 249L73 252H80L82 254V255L80 254L81 255L80 259L83 257L86 260L90 259V261L92 260L93 262L97 260L96 262H101L102 264H117V263H115L117 261L115 258V253H114L115 251L114 250H116V251L120 250L121 253L128 252L134 258H136V255L138 257L140 255V252H143V250H141V249L138 250L136 248H130L128 245H124L126 243L120 244L119 241H116L117 243H114V240L112 241V240H110L111 237L110 238L108 237V235H107L108 232L107 233L101 232L99 234L91 236L90 229H92L96 226L102 227L101 225H103L104 221H101ZM79 219H81V218H79ZM90 219H92V216L90 217ZM109 220H111V218ZM132 220H136V218L133 217ZM199 220H201V219H199ZM83 221L84 220H82V222ZM111 221H109V222H111ZM125 221H126V218L117 219L116 222L121 223L118 227H113V225H110L108 228H103L101 230H111L110 232H112L113 234L126 233L128 231L125 229V227H123L124 224H126ZM82 222H80L79 224H81ZM114 222H115V219H114ZM72 225H74L75 227H72ZM108 225H109V223H108ZM113 228L114 229L119 228V229L113 230ZM53 231H54V233L56 232L55 230H53ZM192 233H193V231H192ZM54 235L55 234H52V236H54ZM48 237H49V235H48ZM52 238L57 239V235L52 237ZM90 238H92V241L94 242V244L93 243L90 244V242H89ZM113 238H114V235H113ZM55 239H52V241L50 242V246H51V244L56 245V243L54 242ZM118 242H119V244H118ZM69 247H71V248L69 249ZM56 248L57 247H54V248H52V250H54ZM34 249H35V247H34ZM47 250L48 251L51 250V247L47 248ZM55 251L56 250H54V252ZM116 254H118V253H116ZM60 255H62V254H60ZM41 260H43V259H41ZM118 260H120V259H118ZM39 263H41V262H39ZM53 264H65V263L55 262ZM89 264H94V263L89 262Z\"/></svg>",
  "mask_w": 264,
  "mask_h": 264
},
{
  "label": "trees",
  "instance_id": "trees-1",
  "mask_svg": "<svg viewBox=\"0 0 264 264\" xmlns=\"http://www.w3.org/2000/svg\"><path fill=\"white\" fill-rule=\"evenodd\" d=\"M10 214H11V213H9V212L6 213V214H3V215H2V218H4V217L7 218ZM20 217H21V216H19L18 214H15V217H14V218L16 219V218H20ZM1 224H3V222H2ZM10 230H11V229H10ZM14 230H15V229H14ZM13 232H14V231H13ZM14 233H15V232H14ZM0 237H1L2 240H7V241H5V242H8V241H9L8 243H10V244H14V243L19 242V241L21 240V237H22V236H20V235H19V236H15L17 239H14V238L12 237V235H10V234L6 231V235H3V234L0 233ZM13 241H15V242H13Z\"/></svg>",
  "mask_w": 264,
  "mask_h": 264
}]
</instances>
